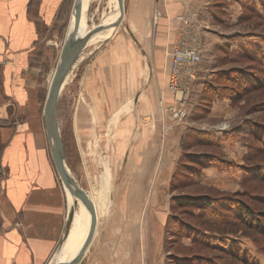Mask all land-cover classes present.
<instances>
[{
	"label": "crops",
	"instance_id": "1",
	"mask_svg": "<svg viewBox=\"0 0 264 264\" xmlns=\"http://www.w3.org/2000/svg\"><path fill=\"white\" fill-rule=\"evenodd\" d=\"M124 1L119 25H110L119 12L115 2V11L100 22L108 27L96 35L111 29L109 34L86 45L65 80L90 45L108 39L85 61L81 119L92 117L90 112L111 114L117 120L115 132L129 138L118 143L125 154L118 168L129 192H119L123 183L119 179L118 191L111 194L108 165H102L100 189L88 193L96 210V232L78 264H166L160 241L166 226L162 196L178 145L169 135L162 139L161 132H186L183 124L167 129L165 107L178 102L167 88L171 58L180 40L199 36L202 41L215 8L214 0ZM89 2L81 0V37L97 26L89 25ZM73 4L72 0H0V264L69 261L90 228L88 210L83 231L79 230L80 206L73 204L58 173L44 124L52 78L47 81V76L61 32L75 25ZM192 14L197 23L189 30L179 16ZM203 68L198 66V76ZM125 105H135L134 112L131 107L122 115ZM144 115L151 118L143 121ZM109 199L112 207L106 209ZM72 209L74 218L67 231Z\"/></svg>",
	"mask_w": 264,
	"mask_h": 264
},
{
	"label": "rangeland",
	"instance_id": "2",
	"mask_svg": "<svg viewBox=\"0 0 264 264\" xmlns=\"http://www.w3.org/2000/svg\"><path fill=\"white\" fill-rule=\"evenodd\" d=\"M213 3L208 31L201 41L199 65L204 67L203 74L198 76L197 71L190 98L184 104L187 116L174 115L178 102L168 104L164 110L169 121L167 129L183 124L186 132H161L162 139L169 135L178 145V155L162 196L166 226L160 241L166 264H264V235L251 227L250 216L241 219L236 213L243 204L255 216L264 214V66L250 53L259 48L254 54L264 58V0ZM114 11L115 0H90V27ZM66 33L61 32L57 41V59L53 60L47 81L59 60ZM107 40L90 45L64 83L58 102L59 125L67 164L78 183L88 193L98 191L102 165L107 164L111 194L118 191L120 180L123 183L119 192L127 193L130 186L118 168L125 159L124 147L119 148L118 143L119 139L128 140V136H118L117 120L113 121L111 114L104 118L90 112L92 117L81 119L85 61L95 46ZM246 74L256 79V84L245 78ZM88 107L90 110L91 105ZM131 107L134 112L135 105L122 106V115L128 114ZM150 118L142 116L143 121ZM176 176L183 182L173 188ZM205 194L211 198L213 208L191 209L174 200ZM110 199L106 209L112 207ZM179 222L190 232L175 235Z\"/></svg>",
	"mask_w": 264,
	"mask_h": 264
},
{
	"label": "water",
	"instance_id": "3",
	"mask_svg": "<svg viewBox=\"0 0 264 264\" xmlns=\"http://www.w3.org/2000/svg\"><path fill=\"white\" fill-rule=\"evenodd\" d=\"M80 3L81 0H74L72 15L75 17V25L71 30H68L67 32L66 38L61 49L59 60L56 64L52 78L49 82L46 101L44 104V124L51 154L56 164L58 173L62 179V182L64 183L66 189H68L72 197H74V200H80L90 211L91 224L86 240L77 255L69 261H59L55 262L54 264H78L82 260L86 250L88 249L90 243L94 238L98 223L94 203L90 199L88 192L81 185L78 184L76 179L70 173V169L67 164L66 150L62 140L58 117L59 97L67 76L71 73L72 69L76 65L81 53L83 52L91 37L95 33L108 27L99 23L85 36H79L81 23V16L79 10ZM119 4L122 16L111 25L114 27L119 25L125 13V1L119 0ZM73 218L74 209H72L69 214V220L66 226L67 231L69 230ZM81 264L84 263L81 262Z\"/></svg>",
	"mask_w": 264,
	"mask_h": 264
},
{
	"label": "built area",
	"instance_id": "4",
	"mask_svg": "<svg viewBox=\"0 0 264 264\" xmlns=\"http://www.w3.org/2000/svg\"><path fill=\"white\" fill-rule=\"evenodd\" d=\"M179 19L189 30L197 23L196 14L179 16ZM202 46L200 37L195 36L193 39L180 40L173 50L168 88L175 94L180 104L173 108L176 117L187 116L188 111L184 104L189 100L191 88L197 78L198 65L202 61Z\"/></svg>",
	"mask_w": 264,
	"mask_h": 264
},
{
	"label": "trees",
	"instance_id": "5",
	"mask_svg": "<svg viewBox=\"0 0 264 264\" xmlns=\"http://www.w3.org/2000/svg\"><path fill=\"white\" fill-rule=\"evenodd\" d=\"M254 51L255 52L260 51L259 48H255V49L253 48V50L250 53L255 57L254 59L258 60L262 64V67H263L264 66V58L254 54ZM244 77L245 78H249L251 82L256 84L254 82V81H256V79H252L250 77V75L246 74V76H244ZM200 141L204 142V141H206V139L200 140ZM180 182H183V181L180 178H178L177 176L174 177V179L172 181V187L174 188V187H176V185L179 187ZM174 200H175V202L177 204H181L182 206H186V207H189V208L191 207V209H194V208L206 209V208H213L214 207L212 202H211V198L208 195H206V194L205 195H200V196H178ZM237 210L238 211H236V213L238 214L239 217H241V219H243L246 216H250L249 223H250L251 227L257 233H260V234L264 235V225L262 224V220L264 219V214L262 216L261 215L260 216H255V215H253L252 210L249 207H247V206H245L243 204H240L239 208ZM179 223H180V225L178 226L177 230L174 229L175 230V232H174L175 235H183V233L187 234L188 232H190L189 230H186V229L184 230L183 228H181L182 223L181 222H179ZM231 253H233V251Z\"/></svg>",
	"mask_w": 264,
	"mask_h": 264
},
{
	"label": "bare ground",
	"instance_id": "6",
	"mask_svg": "<svg viewBox=\"0 0 264 264\" xmlns=\"http://www.w3.org/2000/svg\"><path fill=\"white\" fill-rule=\"evenodd\" d=\"M115 2H116V4L118 3V14H116V18H115V20L112 22V24L118 19V18H121V16H122V12H121V9H120V4H119V0H115ZM80 6V5H79ZM84 22V21H83ZM112 24H110V25H112ZM106 26H107V24H106ZM82 30V29H81ZM81 30H79L80 31V35H82L81 34ZM111 29H109L108 31H106V32H101V33H99L98 35H96L97 33H95L92 37H91V39L89 40V42H88V45L90 44V43H92V42H94V41H96V40H99V39H103L105 36H107L108 34H109V31H110ZM100 32V31H99ZM70 173H71V171H70ZM72 174V173H71ZM73 176V175H72ZM67 191H68V189H67ZM68 193H69V191H68ZM69 195H70V197H71V199H72V202H73V204L76 206V204H78L79 206H80V209H79V211H77L76 212V219H78V221H79V230H80V232H82L83 231V228H84V226H85V223H86V216H88V209H87V207L80 201V200H78V201H75L74 200V197H72V195L69 193ZM72 205V204H71ZM78 207V206H77ZM74 208V207H73ZM83 244L84 243H81V245H80V249H81V247L83 246ZM79 249V250H80ZM79 252V251H78Z\"/></svg>",
	"mask_w": 264,
	"mask_h": 264
}]
</instances>
